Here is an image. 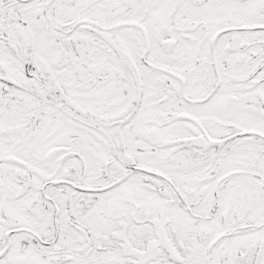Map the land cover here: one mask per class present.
<instances>
[{
  "label": "snow or ice",
  "instance_id": "1",
  "mask_svg": "<svg viewBox=\"0 0 264 264\" xmlns=\"http://www.w3.org/2000/svg\"><path fill=\"white\" fill-rule=\"evenodd\" d=\"M0 264H264V0H0Z\"/></svg>",
  "mask_w": 264,
  "mask_h": 264
}]
</instances>
